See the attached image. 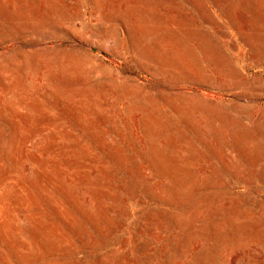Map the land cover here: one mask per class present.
Here are the masks:
<instances>
[{
    "label": "rangeland",
    "instance_id": "obj_1",
    "mask_svg": "<svg viewBox=\"0 0 264 264\" xmlns=\"http://www.w3.org/2000/svg\"><path fill=\"white\" fill-rule=\"evenodd\" d=\"M0 264H264V0H0Z\"/></svg>",
    "mask_w": 264,
    "mask_h": 264
}]
</instances>
